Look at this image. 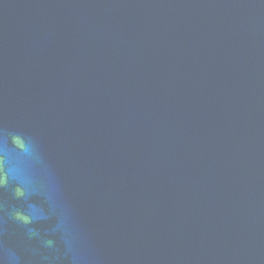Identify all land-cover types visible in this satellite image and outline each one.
Instances as JSON below:
<instances>
[{
	"label": "water",
	"instance_id": "obj_1",
	"mask_svg": "<svg viewBox=\"0 0 264 264\" xmlns=\"http://www.w3.org/2000/svg\"><path fill=\"white\" fill-rule=\"evenodd\" d=\"M0 264H264V0H0Z\"/></svg>",
	"mask_w": 264,
	"mask_h": 264
}]
</instances>
